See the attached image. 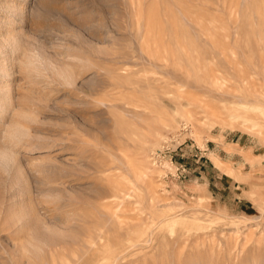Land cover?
Returning <instances> with one entry per match:
<instances>
[{
	"label": "rangeland",
	"instance_id": "obj_1",
	"mask_svg": "<svg viewBox=\"0 0 264 264\" xmlns=\"http://www.w3.org/2000/svg\"><path fill=\"white\" fill-rule=\"evenodd\" d=\"M0 264H264V0H0Z\"/></svg>",
	"mask_w": 264,
	"mask_h": 264
}]
</instances>
